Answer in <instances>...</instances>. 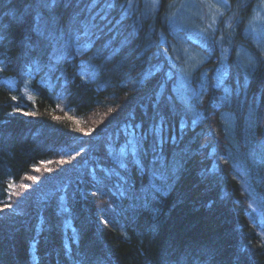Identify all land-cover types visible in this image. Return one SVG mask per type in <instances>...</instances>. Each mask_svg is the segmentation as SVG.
<instances>
[{
    "label": "trees",
    "instance_id": "obj_1",
    "mask_svg": "<svg viewBox=\"0 0 264 264\" xmlns=\"http://www.w3.org/2000/svg\"><path fill=\"white\" fill-rule=\"evenodd\" d=\"M229 1L195 66L176 0H59L43 36L0 4V264H264V44Z\"/></svg>",
    "mask_w": 264,
    "mask_h": 264
},
{
    "label": "rangeland",
    "instance_id": "obj_2",
    "mask_svg": "<svg viewBox=\"0 0 264 264\" xmlns=\"http://www.w3.org/2000/svg\"><path fill=\"white\" fill-rule=\"evenodd\" d=\"M130 1H133L136 4H138V2H143L144 5H147L149 7V9L152 6H158L157 0H130ZM176 1H178V3L180 2V4H178V9L176 13L180 14L181 20L182 21L185 20V22H182L181 20L180 21L175 20L172 22L174 25H176V31L182 30L181 33L182 35L180 33H176V36L179 41L177 40V43L173 45L174 51H175V45L178 44L177 45L178 51H175L176 54H179V52L181 51L184 56L186 55L188 56V57L186 56V62L190 63L192 61L193 66H195L197 65V63L204 61L205 57L202 55H200L202 56L201 58L194 56V54H200L199 53L200 50L195 48L189 42V40L192 41L197 40L196 42L198 43L199 41L200 43V35L203 34L201 33L202 27L205 28L212 27L215 29L218 26V23L216 22L218 21L219 17L223 15L227 11V9H229L230 1L227 0V3H225V0H176ZM235 1L240 5H244V8L249 11L247 12V17L249 18V22H250L249 29H251V32H253L252 35L256 39V41L258 43L264 44V0H235ZM173 2H175V0H173ZM134 3H130V4H134ZM130 9H134V8H130ZM174 11H176L175 8ZM228 24L229 23L227 20V22H225L223 24V27H221V29L219 30L220 34L222 32V28H225L224 34H226V31L229 30V27L227 26ZM243 33H244V29H243ZM206 34L210 35L209 33ZM249 35L250 34H248V36ZM183 40H184V44L182 43ZM204 42L205 41H201L202 45H204ZM243 49L246 50V45L244 43H238L237 54L242 55ZM220 51L221 53L219 59L224 64L227 65L228 56L231 52L230 46L229 45L223 46L222 50ZM240 63L243 64L242 59L240 60ZM224 64H222L221 66H225ZM224 74H226V72H224ZM203 79L205 80V77ZM252 198L256 202V199L254 197ZM249 214L251 216V212H249ZM256 222L257 224L264 226V223H261L258 220Z\"/></svg>",
    "mask_w": 264,
    "mask_h": 264
},
{
    "label": "snow or ice",
    "instance_id": "obj_3",
    "mask_svg": "<svg viewBox=\"0 0 264 264\" xmlns=\"http://www.w3.org/2000/svg\"><path fill=\"white\" fill-rule=\"evenodd\" d=\"M20 3L25 4L26 7L22 10V16H34L35 25L32 27L31 32H35L38 35L43 36L44 32L40 29V24L42 21H45V15L51 13L54 6L58 4L59 0H19ZM68 3H71L72 0H67ZM4 0H0V4H3ZM227 3V0H225ZM52 25L54 26L58 23V20L55 17H51ZM23 23V19L20 21ZM31 34H29L26 39L31 40ZM5 39L4 35V24L3 20L0 19V42H3ZM15 99V97H13Z\"/></svg>",
    "mask_w": 264,
    "mask_h": 264
},
{
    "label": "bare ground",
    "instance_id": "obj_4",
    "mask_svg": "<svg viewBox=\"0 0 264 264\" xmlns=\"http://www.w3.org/2000/svg\"><path fill=\"white\" fill-rule=\"evenodd\" d=\"M145 6H147V5H144L143 4V7H145ZM157 9V6H152L150 9H149V7L147 6V7H145V10H147V12H149V13H152V11H155ZM148 13V14H149ZM247 59H248V57H247ZM255 96H258V95H255ZM260 97V96H259ZM82 197V199H84V198H86V196L85 195H82L81 196ZM97 205V204H96ZM98 206V208H99V205H97ZM248 214V218H251V216H250V214L249 213H247Z\"/></svg>",
    "mask_w": 264,
    "mask_h": 264
}]
</instances>
